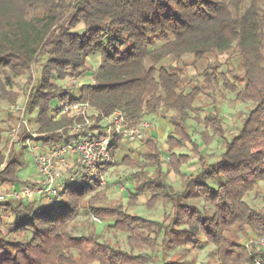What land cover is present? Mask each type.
Returning a JSON list of instances; mask_svg holds the SVG:
<instances>
[{
	"label": "trees",
	"instance_id": "obj_1",
	"mask_svg": "<svg viewBox=\"0 0 264 264\" xmlns=\"http://www.w3.org/2000/svg\"><path fill=\"white\" fill-rule=\"evenodd\" d=\"M211 54L238 57L235 81L220 71V63H209L202 78L187 86V58L195 65ZM97 57L99 67L93 71L88 61ZM167 58L177 66H165ZM88 73L95 82L82 83L77 97L60 84ZM23 76L28 78L26 115L36 114L37 141L43 148L83 136L70 131L71 118L54 120L55 100L90 101L105 114L121 109L130 125L158 113L168 118L174 130L166 151L153 130L146 134L129 204L150 195V208L163 202L169 211L160 221L129 212L122 203L104 204L105 187L66 180L74 168L69 163L61 169L66 182L52 200L0 201V264H155L147 250L162 253L161 264H188L166 253L208 244L219 255L218 264L264 261V248L241 241L242 236L264 234V208L247 199L264 181V0H0V100L16 101L20 91L14 88ZM221 76L237 101L252 105L230 137L219 112L202 118L196 106ZM194 112L204 125L205 144L222 139L224 151L217 161L207 159L190 130ZM28 136L22 123L20 139L8 149L0 147V184H37L23 176ZM123 143L129 144L113 145L108 168L115 165ZM188 144L199 155L200 167L186 174L182 167L192 157L179 150ZM132 159L125 154L122 162ZM164 161L181 176L180 189L168 182ZM81 212L126 233L130 249L96 230L75 234L72 223Z\"/></svg>",
	"mask_w": 264,
	"mask_h": 264
},
{
	"label": "rangeland",
	"instance_id": "obj_2",
	"mask_svg": "<svg viewBox=\"0 0 264 264\" xmlns=\"http://www.w3.org/2000/svg\"><path fill=\"white\" fill-rule=\"evenodd\" d=\"M83 28V25H80L77 29ZM159 43V42H158ZM193 58H187L188 66L185 67V82L187 86H190L195 83L197 77H201L203 70L207 67L209 63L221 64L220 71L231 81H235L236 76L240 72L239 59L238 57L232 56L228 57L227 55H218L214 56L211 54L208 58L199 60L195 65L192 63ZM100 59L90 58L88 61V66L93 70L97 71L99 67ZM165 66L169 68H175L177 66L176 61L172 58H167L164 61ZM182 66V65H181ZM41 65L35 66L33 68V77L38 78L40 75ZM85 82H95L94 75L84 74L79 78H67L64 81H61L62 86H67L71 88L72 97H77L79 94L80 85ZM224 78L220 77V82L218 85L213 87L210 90V95H202V97L196 102L198 107V113L203 118L208 113L217 111L223 117L226 134L230 137L232 134L236 133L241 127L242 118L246 111L251 108V104L243 103L235 99V93L230 89L225 88L223 85ZM27 85L28 78L23 76L18 78V85L14 88L16 91H20L19 97L15 102H8L6 100H0V147L9 148L11 147V139L9 138V132L11 128L18 123V118L20 117V111L15 110L14 106L16 103L24 105L27 100ZM59 100L53 102V106L56 107L59 104ZM196 112L193 113V118L189 121V127L192 132H194V137L200 142L202 153L205 154L207 159L211 161H217L221 158V155L224 151V144L221 138L216 137L210 144H205L204 140L201 137V132L205 129L202 123H199L195 119ZM26 120L29 122V126L32 130L35 131L36 127V114L33 113L29 116L26 115ZM148 117V116H147ZM154 122V125L151 127V130L157 135L161 146L164 151L167 150L166 139L168 135L172 132L174 126L170 123L168 118L162 117L159 113L153 116H150ZM161 119V120H160ZM160 127V128H159ZM165 127V128H164ZM20 142V141H19ZM22 143V142H21ZM133 146V144H131ZM142 145V144H141ZM141 145L131 147L130 144H122L116 158L115 165L111 166L107 170L106 179L107 184L104 186L106 189V195L103 198L104 204L109 203H122L129 212L140 214L144 217L154 219V220H163L165 218L166 211H169V206H166L163 202H159L153 208H150L147 204L150 195H141L138 198L137 203L129 204L130 193L135 191V180L132 176L133 173L137 172L141 168L142 163V152L144 149H140ZM19 147V146H18ZM193 146L188 144L186 148L179 150V152H185L191 154V160L188 163H185L182 167L183 172L186 174L195 173L199 167V155L193 152ZM168 152H165L167 154ZM125 154H132V161L130 163L122 162V157ZM166 157V156H165ZM25 158L28 163L27 169L24 171L23 176L29 178L30 182H35L36 174L34 173V164L31 154L25 151ZM163 168L166 173V177L169 183L173 184L176 188L180 189L182 187V178L174 170H171L169 167V162H163ZM150 172H153L152 168H149ZM67 180V179H66ZM66 182L65 180L60 181V184ZM248 201L260 208H264V181L260 183L258 191L252 192L248 197ZM72 226L74 228L75 234L87 233L92 230L101 232L103 237L113 243L116 246H120L124 249H130L127 243V234L121 231L115 230L113 227H109L107 222H102L100 220L94 219L92 216L84 214L81 212L76 220L73 221ZM250 240L249 236H242L241 241L244 244H248ZM214 246L211 244L204 245L203 247L189 251H173L166 253V257L170 258L172 255L174 257L179 256L181 262H188V264H218L219 255L213 253ZM150 256L155 257V264H161L162 262V253L154 254V252L147 250L146 251Z\"/></svg>",
	"mask_w": 264,
	"mask_h": 264
},
{
	"label": "built area",
	"instance_id": "obj_3",
	"mask_svg": "<svg viewBox=\"0 0 264 264\" xmlns=\"http://www.w3.org/2000/svg\"><path fill=\"white\" fill-rule=\"evenodd\" d=\"M13 106L21 114L18 123L9 132L11 144L20 139L23 123L29 134L25 141L27 150L32 156L40 178L37 184L30 183L25 186L0 184V201L3 202L15 198L34 197L52 200L64 177L61 169L69 163L71 167H74L72 171L67 172L66 179L69 182H97L104 187L107 184L108 166L114 161L113 145H117L120 141L129 144L143 142L147 130L154 125L149 117H145L137 125H130L123 110L115 109L112 113L105 114L90 101H60L56 107L52 108L54 120H60L64 116L71 118L70 131L82 132L83 136L56 147L43 148L37 141L38 134L30 128L26 120V102L23 106L19 102ZM98 118L99 121L96 122ZM95 124L99 127L92 128ZM4 165L5 163L1 167ZM94 219L99 220L96 217ZM248 244L264 248V234L250 238ZM255 264H264V261L256 258Z\"/></svg>",
	"mask_w": 264,
	"mask_h": 264
},
{
	"label": "crops",
	"instance_id": "obj_4",
	"mask_svg": "<svg viewBox=\"0 0 264 264\" xmlns=\"http://www.w3.org/2000/svg\"><path fill=\"white\" fill-rule=\"evenodd\" d=\"M161 120V119H160ZM160 128V127H159ZM165 128V127H164ZM173 130H174V128H173ZM173 130H170V131H173ZM152 132V130L151 129H148L147 130V134H150ZM143 142H139V143H137V144H133V146L130 144V146L131 147H137V146H139V145H141ZM143 148V144L141 145V148L140 149H142ZM34 173H37V170H36V168H34ZM36 181H38L39 180V174L37 173L36 174ZM253 237V236H252ZM252 237H250V238H252Z\"/></svg>",
	"mask_w": 264,
	"mask_h": 264
}]
</instances>
